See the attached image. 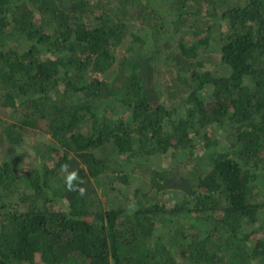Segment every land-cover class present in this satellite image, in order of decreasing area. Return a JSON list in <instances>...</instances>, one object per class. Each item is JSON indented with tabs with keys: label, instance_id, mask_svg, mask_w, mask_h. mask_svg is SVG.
<instances>
[{
	"label": "trees",
	"instance_id": "16d2710c",
	"mask_svg": "<svg viewBox=\"0 0 264 264\" xmlns=\"http://www.w3.org/2000/svg\"><path fill=\"white\" fill-rule=\"evenodd\" d=\"M162 1L0 0V264H264V0ZM167 16L161 57L134 28ZM34 135L57 157L23 169ZM165 153L180 201L103 204L94 180Z\"/></svg>",
	"mask_w": 264,
	"mask_h": 264
},
{
	"label": "rangeland",
	"instance_id": "374dc122",
	"mask_svg": "<svg viewBox=\"0 0 264 264\" xmlns=\"http://www.w3.org/2000/svg\"><path fill=\"white\" fill-rule=\"evenodd\" d=\"M149 6H154L157 4L162 5L163 7L167 6V1L162 0H148ZM231 2L237 3L240 1H246V0H229ZM197 6L196 2L191 3V7L195 8ZM89 22V21H88ZM164 30L166 31L163 34H157L155 37L151 35L150 28H142L135 25L134 32L136 35L140 36L143 39V43L145 47V51L153 49L154 43H157L160 47V49L163 50L161 52V57H163V53L166 50L165 43L172 44L174 42L173 35L178 36L182 34L181 32H178L175 27L173 26V18L171 16H167L164 20ZM183 36L189 37V35L186 33ZM164 44V46H163ZM161 63V62H160ZM160 70L162 72V76H160L161 82L168 81L170 79V68L169 66L164 64H160ZM208 69H214V65L207 66ZM210 90V89H209ZM124 118H126V113L123 114ZM37 137V135H34ZM212 137L216 139L221 145L228 146L231 141V137L227 135L226 130L224 129H218L213 127L212 129ZM197 144V142H196ZM199 144V143H198ZM24 145V144H23ZM37 146L41 149L35 148L33 150L32 148L24 145L23 148L20 150V148H17V152L19 151L21 153V161L20 165L23 169H36L38 167H41L42 165L39 164V162L43 161L45 159V162L48 166L52 165L54 163L55 158L57 157V154L54 153L53 155H50L46 157V151L49 148L57 147L55 142L50 138L49 135H44V137H37ZM201 148V151H197L198 154L188 159L192 164H199V165H206L209 161L208 159H205L201 155L200 152H205L203 150L202 145L199 146ZM169 153L165 154H156V155H149L144 156L141 158V161L143 163V166H133L131 164L126 165L124 170H120L118 168H110L107 170L106 173L102 174L100 177H98L96 180H94V185L96 187V191L98 196L102 199L103 204H105L106 199L112 200L114 203L120 204L123 200V196L127 197H133L135 194L136 189H139L140 195L147 194L148 192L154 193L156 195V198L158 201H160L165 206L169 207L175 202L180 201L183 198V192L180 190H174V189H164V190H156L157 185H162V181L158 182V178L155 176V172L163 173L165 172V175L167 172H170L173 165H176L178 163V158L176 156H173ZM44 157V158H43ZM170 175V174H169ZM126 178V182H123L122 180ZM17 197L13 199L14 203L18 202ZM21 206V204H20ZM259 223V221L257 222ZM256 223V224H257ZM256 227V225H244L243 231L244 232H250L251 229Z\"/></svg>",
	"mask_w": 264,
	"mask_h": 264
},
{
	"label": "clouds",
	"instance_id": "9594fccd",
	"mask_svg": "<svg viewBox=\"0 0 264 264\" xmlns=\"http://www.w3.org/2000/svg\"><path fill=\"white\" fill-rule=\"evenodd\" d=\"M81 194H83V190H81Z\"/></svg>",
	"mask_w": 264,
	"mask_h": 264
}]
</instances>
